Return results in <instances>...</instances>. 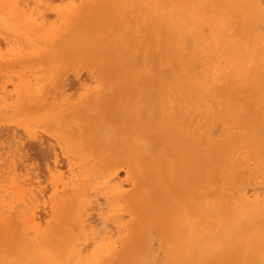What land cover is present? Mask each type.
Returning <instances> with one entry per match:
<instances>
[{
  "label": "bare ground",
  "instance_id": "1",
  "mask_svg": "<svg viewBox=\"0 0 264 264\" xmlns=\"http://www.w3.org/2000/svg\"><path fill=\"white\" fill-rule=\"evenodd\" d=\"M59 1L0 0V264H115L159 217L132 264H264V0ZM69 59L114 71L70 100Z\"/></svg>",
  "mask_w": 264,
  "mask_h": 264
},
{
  "label": "rangeland",
  "instance_id": "2",
  "mask_svg": "<svg viewBox=\"0 0 264 264\" xmlns=\"http://www.w3.org/2000/svg\"><path fill=\"white\" fill-rule=\"evenodd\" d=\"M28 1V0H27ZM30 1V0H29ZM56 5L57 6H59L60 5V1L59 0H53V2L51 3V7H56ZM48 11V10H47ZM48 13V12H47ZM48 20H53V16L51 17H49V19ZM0 42H2L1 40H0ZM3 43V42H2ZM2 43H0V47H2ZM1 52H4L5 51V46H4V43H3V47L1 48V50H0ZM98 62V61H97ZM97 62H93V63H90V62H88V61H85L84 59H79V61L77 60V59H69V60H67L66 62H65V65L63 64V66H64V70H62V72L64 73V75L65 76H67V79H68V81L70 80V84H75V85H73L74 86V88L76 87V85L78 84L79 85V87H80V89L78 88V86L74 89L73 88V86L72 85H70V84H68L69 86H71L70 88H72V89H70L69 88V90H67V96L70 94V96H68L69 98H70V100H76L77 98H78V96L80 95V93L84 90V89H82V87L83 88H95V87H97V86H100V83L99 82H101L102 83V79L99 77L101 74H108L110 71H114V69H113V67L110 65V64H102V63H97ZM100 62V61H99ZM88 63V64H87ZM67 64H69V66L67 65ZM80 64V65H79ZM93 64V65H92ZM75 65H79V67L78 66H75ZM74 66V67H73ZM65 67H66V69H65ZM70 69H69V68ZM83 67V68H82ZM94 69H92V68ZM140 67H143V66H140ZM90 68L92 69L90 72H89V75H88V72L87 71H89L90 70ZM80 69H81V71H80ZM117 69V68H116ZM126 69H128V68H126ZM131 69V68H130ZM118 71H120L119 69H117V73H116V71H115V73L112 75V77H115V76H118V75H121V73H119ZM68 72H70V73H68ZM66 73H68V75L66 74ZM85 73V74H84ZM92 75H91V74ZM78 74L81 76L80 78L78 77ZM84 75H87V76H84ZM126 75H131V73H127ZM125 75V76H126ZM69 76H72V78H70ZM84 77V79H85V77H87L88 78V80L86 79V81L87 82H85V80L83 79V77ZM96 78L99 80H96ZM150 77H148L147 79L146 78H144V81H148V80H150L149 79ZM73 79V80H72ZM77 80V83H74L75 81L74 80ZM81 79L83 80V81H81ZM74 81L73 83H72V81ZM102 80V81H101ZM137 80H139V81H141V82H143L142 81V79L141 78H139V79H136V81ZM90 81H92V82H90ZM151 81V80H150ZM150 81H148V83H149V85L151 84V82ZM97 82V83H96ZM84 83V84H83ZM131 83V84H130ZM133 83H135L133 80H132V82H127L126 83V89H128L127 90V92L128 93H133L134 91H136V87H134V85H133ZM96 84H97V86H96ZM130 84V85H129ZM86 86V87H85ZM128 87V88H127ZM131 87V89L129 90V88ZM133 87H134V89H133ZM74 89V90H73ZM133 89V90H132ZM73 90V91H72ZM132 90V91H131ZM69 91V92H68ZM131 91V92H130ZM73 92V93H72ZM75 92V93H74ZM110 109L111 110H115V108H112V107H110ZM121 117H124V118H121ZM118 120H115V121H113V122H111V124L113 125V126H115V128H118V129H120V125L122 124V123H125V122H128L129 121V116H121ZM125 117H128V118H125ZM70 121H72V120H70ZM0 126H1V124H2V126H3V124L4 125H6L5 127H7V126H9V127H7L8 129L9 128H11L10 126H12V125H14V124H12V123H8L7 121H5V120H0ZM76 124V123H75ZM81 125H80V127H79V129L80 128H83L84 127V123L82 122V123H80ZM72 125V127H75V126H73V124H71ZM78 125V124H77ZM101 125V126H100ZM85 126H89V128H90V126H93L92 127V129H89V128H83V129H85V131H87V130H89V131H87L88 132V135H90V136H92L93 137V135H94V138H95V135H97V136H99V137H101L99 134L100 133H103V136L105 137V138H103L104 140H105V144L107 145V146H109V148H112V147H114V148H116L121 142L119 141V140H121L122 141V139L120 138V137H116V136H118V134L116 133V132H114V130L112 129V127L109 129V128H107V126L106 125H103V123H97V124H87V122L85 123ZM5 129L4 128V126H3V128H1V130H0V133H2L3 135V137H2V140H3V144L5 145V146H11L10 144V142H12L13 143V140H11V139H9V136L10 135H7L8 134V132H7V130L8 129ZM13 129H15V130H17L18 132H19V134L20 133H22V131H21V129H19L17 126H15V127H12ZM87 129V130H86ZM36 130H37V134L38 135H41V133H42V135L41 136H43V137H46L47 138V135L45 134V131H44V128L43 127H36ZM2 131V132H1ZM3 131H5V134H4V132ZM38 131L39 132H41V133H38ZM90 131H93V133L92 134H90ZM7 132V133H6ZM45 136H44V135ZM116 135V136H115ZM4 137H5V139L6 138H8V139H6V140H8V144L6 145L4 142H6V140H4ZM98 137V138H99ZM46 138H42V139H46ZM48 139V138H47ZM88 138H86V140H87ZM115 139H116V143H114L115 142ZM53 142V140H51L50 138L47 140V142H45L46 143V146H54V148L56 147L55 146V144L54 143H52ZM114 143L113 145H112V143ZM34 143H36V144H38V145H35ZM32 142L31 143V145H30V147L32 146V145H34L35 146V148L36 147H38V146H40V147H38V150L40 151V150H42V148H43V150L44 151H46V146H45V143L44 144H42V145H40L38 142ZM54 144V145H53ZM13 145V144H12ZM111 145V146H110ZM30 147H29V150L28 149H26V150H24L25 152H27V158L26 157H24V156H26V154H23L24 156V158L22 159V160H25V163L24 164H27V168H29V171H31L32 173H34V174H38V171H39V169H40V171H42L41 173H39L41 176H39V174H38V176H39V180H41V181H43V182H45V178H42L43 176H45L44 174H45V169H46V165L48 164L47 163V160L49 159V158H46V156L47 157H49L50 156V153L48 154L47 152H45L46 154H48V155H44V152H42V151H38L37 150V148L35 149L34 147H33V149L31 148V150H30ZM42 147V148H41ZM45 148V149H44ZM57 148V147H56ZM13 149H14V147H13ZM48 150V152H50L49 151V149H47ZM58 151H56V152H59V149H57ZM30 153H29V152ZM24 152V153H25ZM85 152H88V154H92V155H94L92 152H91V150L90 149H88V147H87V149H85ZM43 155V156H40V155ZM92 155H89L88 156V158H90V164L89 165H95V166H97V167H99V166H101L99 169L100 170H104V168L102 167V161H101V158L99 159V155H96V157H95V155H94V158H93V156ZM195 155V154H194ZM45 156V157H44ZM59 157V160L60 161H65V158H64V156H62L61 154L60 155H58ZM61 156V157H60ZM195 156H197V155H195ZM39 157H41L40 159H39ZM28 159V160H26V159ZM43 158H46L45 159V162H44V160H43ZM98 159H99V161H98ZM106 159V158H105ZM43 160V161H42ZM40 163H39V162ZM62 161V162H63ZM96 161H98V163L96 162ZM42 162V163H41ZM44 162V163H43ZM48 162H50V161H48ZM97 163V164H95V163ZM29 163V164H28ZM65 163V162H64ZM93 163V164H92ZM44 167H42V166ZM36 166H41L43 169H44V172H43V169L41 168V167H39V169H38V167L36 168ZM35 167V169H33V170H31V168H34ZM66 166H64V168H65ZM92 169H94L93 167H91ZM36 169H38V170H36ZM66 169H68V167H66L65 168V170ZM123 169V168H122ZM122 169H118V171H119V173H124V175H123V173L122 174H120V176H121V179H124L125 178V170L124 171H122ZM64 169H63V167H62V171H65ZM39 171V172H40ZM66 172H67V170H66ZM31 173V174H32ZM64 174H65V172H63ZM43 175V176H42ZM42 185L44 186V183H42ZM176 219H178L179 221V224H180V226H182L183 225V216L182 215H180L179 213L176 215ZM157 221V222H156ZM160 221H161V223H160ZM166 221H167V219L166 218H161V217H159V219L157 218L156 220H154V225H156L155 227H153L152 226V224H147V226H146V224H144L145 226V229H143L144 227H142V232H140L139 234L141 235V239H139V234L138 235H136L134 238H133V241L136 239V241H135V243H130V244H128L129 245V248L127 247L126 249H127V251H126V253H124L123 254V251H125V250H121L120 251V255H119V260L117 261H115V264H117L118 262H119V264L121 263V264H124L123 262L124 261H127L128 260V262H130L131 264H132V261L134 262L135 261V259H137L138 258V256H139V249H141L142 247H145L146 245H148V247L150 246V245H152V243H154L155 244V247H157L158 245H163V247H165V244L167 245V242H168V240H169V233H168V231H167V224H166ZM149 223H151V222H149ZM163 223V224H162ZM160 224V226H158V225ZM159 227L162 229H159ZM151 228H152V230H151ZM133 231H135V229L133 230ZM151 231H152V233H151ZM164 231V232H163ZM152 234V235H151ZM163 234H164V236H163ZM152 236H156L157 238L155 239V238H152ZM167 238H166V237ZM137 238H138V240H137ZM152 240H154V242H152ZM156 240V241H155ZM167 240V241H166ZM165 242V244L164 243H162V242ZM158 242V243H157ZM137 243V244H136ZM136 245V246H135ZM153 247H154V245H153ZM127 257V258H122V257ZM122 258V259H121ZM129 259H130V261H129ZM131 259H132V261H131ZM122 260H123V262H122Z\"/></svg>",
  "mask_w": 264,
  "mask_h": 264
}]
</instances>
